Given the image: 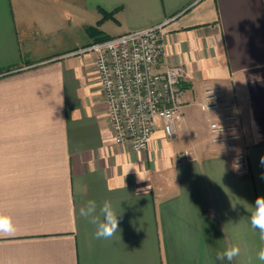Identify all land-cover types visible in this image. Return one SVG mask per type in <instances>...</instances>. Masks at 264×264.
Here are the masks:
<instances>
[{"label": "crops", "instance_id": "obj_1", "mask_svg": "<svg viewBox=\"0 0 264 264\" xmlns=\"http://www.w3.org/2000/svg\"><path fill=\"white\" fill-rule=\"evenodd\" d=\"M160 23L159 66L183 65L186 103L175 134L160 120L136 151L115 141L94 56L68 53ZM208 84L237 104L246 175L212 139ZM262 158L264 0H0V211L17 229L0 264H264L249 220ZM88 200L119 214L111 239L80 216ZM229 245L240 254L218 260Z\"/></svg>", "mask_w": 264, "mask_h": 264}, {"label": "built area", "instance_id": "obj_2", "mask_svg": "<svg viewBox=\"0 0 264 264\" xmlns=\"http://www.w3.org/2000/svg\"><path fill=\"white\" fill-rule=\"evenodd\" d=\"M164 26L111 35L68 53L94 56L115 141L128 143L136 151L148 148L160 120L168 135L175 134L186 103L183 65L159 66L167 49ZM198 104L209 119L212 139L228 143L236 174H248V151L239 146L242 125L237 104L209 84Z\"/></svg>", "mask_w": 264, "mask_h": 264}, {"label": "clouds", "instance_id": "obj_3", "mask_svg": "<svg viewBox=\"0 0 264 264\" xmlns=\"http://www.w3.org/2000/svg\"><path fill=\"white\" fill-rule=\"evenodd\" d=\"M264 163V158L261 160ZM130 167L126 172L128 174ZM139 179L143 180L138 173ZM250 215V225L253 229L258 230L261 241H264V196H258L255 200V206ZM80 216L89 220L95 225V237L97 239H111L119 231V214L113 208L110 201H105L97 212V203L95 200H88L86 204L80 208ZM16 225L13 218L3 211H0V237L11 236L16 232ZM240 254V248L237 245H229L222 253L217 255L218 260L227 259L232 261ZM257 259L264 262V247H261L257 253Z\"/></svg>", "mask_w": 264, "mask_h": 264}, {"label": "trees", "instance_id": "obj_4", "mask_svg": "<svg viewBox=\"0 0 264 264\" xmlns=\"http://www.w3.org/2000/svg\"><path fill=\"white\" fill-rule=\"evenodd\" d=\"M107 18H114V11H104L103 13V17L102 19L98 22L99 24H101L100 22H102L103 20L107 19ZM90 31L94 32H101L98 26H92L90 27ZM111 35L109 34H104L102 33L98 38H96L95 40H100V39H105L110 37Z\"/></svg>", "mask_w": 264, "mask_h": 264}]
</instances>
